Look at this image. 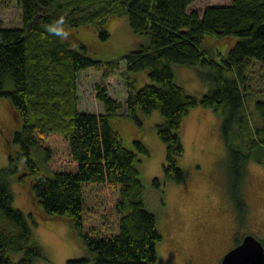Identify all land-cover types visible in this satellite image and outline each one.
I'll use <instances>...</instances> for the list:
<instances>
[{"label":"trees","instance_id":"obj_1","mask_svg":"<svg viewBox=\"0 0 264 264\" xmlns=\"http://www.w3.org/2000/svg\"><path fill=\"white\" fill-rule=\"evenodd\" d=\"M9 1L21 7L23 25H0V97H6L23 120L12 139L20 143L23 155L17 175L29 181L30 194L46 216L62 217L86 247L82 256L68 259L69 264H156V243L162 238L138 166L149 154L143 133L132 137V147L123 144L112 120L123 104L108 93L105 83L96 84L104 111L77 109V76L88 66L102 69L107 78L125 59V116L139 125L153 110L163 116L156 130L166 146L165 180L186 179L178 157L184 152L182 121L190 108L215 111L234 181L230 197L236 213L244 212L238 190L244 162L254 158L264 164V99H254L262 120L252 126L254 110L251 105L246 109L245 98L252 59L264 65V0H229L201 8L196 0L0 3ZM118 11L143 40L118 58L91 57L87 49L97 36L109 39L107 28ZM58 22L69 32L66 39L48 31ZM86 28L93 31L91 37L81 31ZM233 37L237 39L227 52L204 45L208 38L230 43ZM177 64L202 67L209 91L199 97L187 92L175 79ZM32 147L44 152L50 173L40 171ZM20 152L7 150L11 165L0 169V264H33L46 255L29 217L14 205L8 184ZM28 172L34 174L26 178ZM153 178L155 185L161 183Z\"/></svg>","mask_w":264,"mask_h":264},{"label":"rangeland","instance_id":"obj_2","mask_svg":"<svg viewBox=\"0 0 264 264\" xmlns=\"http://www.w3.org/2000/svg\"><path fill=\"white\" fill-rule=\"evenodd\" d=\"M16 2L0 3L1 26L23 25L22 9ZM217 2L228 3L229 0H196V5L201 8ZM118 12L117 17L106 27L110 31L109 39L97 36L96 43L87 49L91 57L102 60L118 58L135 49L137 43L143 40L144 37L129 26L127 16ZM81 31L92 36V30L86 28ZM77 33H80V28ZM236 39L230 38V43L227 40L217 43L208 38L204 45L212 51L221 49L227 52ZM120 60L119 69L107 78L103 77L102 69L96 70L92 66L79 70L76 80L77 109L85 112L104 111V104L97 98L96 84L105 83L108 93L123 104L112 119L122 134L123 144L132 147V137L139 130L143 133L149 154L138 166L147 205L156 212L158 229L162 233V238L156 243V264H217L228 246L248 232L264 243V164L254 158L244 162L238 190L245 210L236 213L237 209L230 197L234 181L230 175L229 153L221 132V118L212 109L199 105L190 108L180 131L184 152L178 157V165L184 169L186 179L181 183L165 180L163 164L166 161V146L156 130L157 123L163 122V116L158 110H153L145 115L141 125L125 116L126 62L125 59ZM177 65L175 79L187 92L199 97L209 91V82L200 75L205 72L202 67ZM247 76L249 89L245 96L246 109L251 105L254 110V126L262 120L255 112L254 99H264V65L252 59ZM7 100L4 96L0 97V169L11 165L7 150H21L20 143L12 139L14 132L22 128L23 120L14 113ZM255 116L258 117L256 120ZM30 151L40 171L50 173L44 152L37 147H32ZM22 156L20 152L17 157L18 169L14 168L8 173V184L14 195V205L27 214L34 237L46 253L45 257L36 258L33 264H69L68 259L82 256L86 247L80 238L72 234L70 226L62 217L46 216L36 199H33L28 180L17 175L23 168L20 163ZM33 174L28 172L26 178ZM153 177L160 178L161 183L155 185ZM17 256V253H13V257Z\"/></svg>","mask_w":264,"mask_h":264},{"label":"water","instance_id":"obj_3","mask_svg":"<svg viewBox=\"0 0 264 264\" xmlns=\"http://www.w3.org/2000/svg\"><path fill=\"white\" fill-rule=\"evenodd\" d=\"M218 264H264V243L253 233H246L226 251Z\"/></svg>","mask_w":264,"mask_h":264},{"label":"clouds","instance_id":"obj_4","mask_svg":"<svg viewBox=\"0 0 264 264\" xmlns=\"http://www.w3.org/2000/svg\"><path fill=\"white\" fill-rule=\"evenodd\" d=\"M49 32L55 33L60 36L61 39H66L69 36V32L64 28L63 24L58 22L53 26H49Z\"/></svg>","mask_w":264,"mask_h":264},{"label":"flooded vegetation","instance_id":"obj_5","mask_svg":"<svg viewBox=\"0 0 264 264\" xmlns=\"http://www.w3.org/2000/svg\"><path fill=\"white\" fill-rule=\"evenodd\" d=\"M248 233H249V232H248ZM245 234H246V233H245ZM245 234H244V235H245ZM244 235H243V236H244ZM241 239H242L241 237L238 238V239L236 238V239H235V242L232 243L230 246H228L227 250H228L230 247H232V246L236 245L237 243H239V241H241ZM227 250H225V251L222 253V256L226 253ZM222 256L220 257V259L222 258ZM220 259L218 260V262L220 261ZM217 264H218V263H217Z\"/></svg>","mask_w":264,"mask_h":264}]
</instances>
